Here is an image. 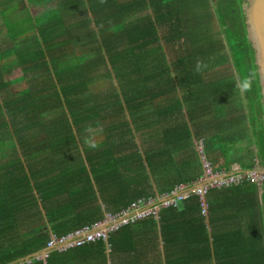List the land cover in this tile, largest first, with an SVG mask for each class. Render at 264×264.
Returning <instances> with one entry per match:
<instances>
[{
  "label": "trees",
  "instance_id": "obj_1",
  "mask_svg": "<svg viewBox=\"0 0 264 264\" xmlns=\"http://www.w3.org/2000/svg\"><path fill=\"white\" fill-rule=\"evenodd\" d=\"M85 1L66 0L57 11L61 16L60 10L70 6L79 13L77 26L66 27L65 22L53 19V25L33 27L38 38L35 43L30 46V38L25 37L16 49V54L22 52L28 59L24 61L23 55L17 54L19 61L13 59L0 67V138L11 139L0 140V153L7 147L13 151L11 156L17 155L0 159L9 171V181H3L0 188V223L9 212L16 217L26 211L29 217L33 215L30 221L41 213L51 223L53 234H66L101 218L105 211H118L138 197L168 191L176 183L200 175L196 151V162L189 161L187 171L180 170V152L191 148L187 142L169 145L167 138H159L157 144L148 146L145 138L136 143L135 134L131 136L129 117L138 123L136 131L141 124L148 125L146 99L141 93L146 85L137 89L138 81L146 82L141 71L148 62L154 63L149 85L161 87L166 71L184 75L179 83L192 121L208 112L207 101L212 104L216 101L212 95H217L213 127L220 136L228 132L230 120L219 114L231 113L232 105L243 106L234 112L236 128L230 138L245 132L243 123L247 120L248 142L255 147V159L243 167H251L255 160L264 166L263 106L245 30L244 0ZM8 28L11 39L20 37V32L25 34L17 24ZM93 42L99 43L97 48ZM107 62L119 76L122 102L114 92L106 99L96 89L102 79L111 77ZM17 67L21 71L16 80L5 78ZM11 84H17L16 91L9 90ZM163 101L161 98V104ZM156 112L160 118L170 116L164 106ZM176 115L177 111L171 118ZM118 124L124 125L131 137L122 139L126 135L119 134ZM88 126L101 128L88 135ZM113 130L122 139L115 145L108 143L110 135L116 134ZM175 130L178 133V128ZM92 135H106L107 139L101 144V155L95 151L89 157L91 166L87 169L82 156L88 154L84 143ZM175 136L186 139L188 133ZM218 141L225 147L221 153L226 152L223 139ZM114 146H120L118 156L113 154ZM213 154H206V158L214 167L230 168L225 163L215 165ZM26 159L35 189L23 190L27 200L17 191L26 185L17 171L25 167ZM206 201V218L200 214L197 197L190 196L178 207L162 208L156 219L147 217L120 227L105 242L98 239L52 249L45 263L33 259L31 264H105L106 243L111 255L123 253L132 259L140 252L141 243L149 245L156 238L155 229L160 232L163 248L184 252L188 264H212V260L214 264H264V183L261 188L244 182L212 189ZM1 228L6 227L0 226L3 244L5 231ZM10 230L14 231L12 225ZM138 232L142 234L133 240ZM48 236V232H37L22 241L9 240L3 244L11 255L8 260L38 252ZM166 257L172 263L168 253ZM6 260L0 257L1 263Z\"/></svg>",
  "mask_w": 264,
  "mask_h": 264
},
{
  "label": "crops",
  "instance_id": "obj_2",
  "mask_svg": "<svg viewBox=\"0 0 264 264\" xmlns=\"http://www.w3.org/2000/svg\"><path fill=\"white\" fill-rule=\"evenodd\" d=\"M65 1L66 0H38V5L30 9V14L32 15L31 26L27 24V27L24 28L21 26L22 19L10 18L9 14H10L11 4H14L16 6L15 9L19 10L21 6H25V3L22 0H14V1L13 0H0V64L1 62L2 63L6 62L7 64L8 61H14V60L19 61L21 59V58H18L17 54H22V52H18L16 54L17 52L16 49L21 44V40L23 37L24 38L27 37L25 39L30 38V46L36 39H38L36 38V33L34 30V28L36 29V26L38 25H43V27L53 25L52 20L54 19V21H56L57 23L65 22L67 24L66 27L77 26V23L79 20V17H78L79 13H75L70 6L68 7L66 11L63 9L60 10L61 16L57 12L61 8L60 6L61 2L63 3ZM81 1L86 3L85 0H81ZM49 3L51 5L50 9L38 10V8L42 9L43 6L46 7V5H48ZM46 13H48L47 17L42 18L44 17ZM69 13H72V14L70 15ZM10 24H17L23 29L25 30L27 29L30 32V35L23 36V37L20 36L18 38L11 39L8 34L9 32L8 25ZM92 25L93 23L90 26ZM94 31H97L95 27H94ZM93 43H94V48H97V44L99 43L98 42H96V44L95 42ZM90 47H91V44L88 45L86 49H90ZM106 66L110 71L111 77L107 79L105 78L102 79L100 82V86H98L96 89L98 93L104 96L106 99H109L110 95L114 92V96H116V98H119L120 101L122 102L124 91L121 88L119 76L116 75L117 73L112 70V66L110 63L107 62ZM153 73H154V63L148 62L146 67H144L141 71V74L146 76V82L144 83V82L138 81L137 83V86H138L137 89L139 87L146 85L145 87L141 88L142 89L141 93L142 95H145V99H146L145 107L148 112L147 114L148 115L147 117L148 125L141 124L139 130L136 131L134 130V127L138 123H133L130 117L128 118L129 126L131 130H133L131 133V136L133 137V135L135 134L133 139L135 140L136 143H139V141L144 138L148 146H150L151 144H157L159 141H157L156 143V139H159V138H162L163 140L164 138H167V142L169 145L178 144V143L185 145V143L187 142L186 145L189 144L191 146L190 150L180 152V156H179L180 162L182 163L180 167L183 166L180 170H184V171H187V163L189 161H194V163L196 162L195 161L196 160L195 151H196V156H197V160L199 163V171H200L201 162H200V158L198 154L199 144L202 145V150L205 156H207L206 154L214 153L213 155H211V157L216 158V162L214 163L215 165H220V164L224 165L225 163L227 166H230V167L244 168L245 165L251 161V159L252 160L255 159V147L253 144L249 145V142H248L250 133H249V127L246 125V123L248 122L247 120L243 123L245 132L243 131L242 134L234 135L230 138V134L232 133V130L233 129L235 130L236 128V122L235 120H233L234 112L243 110V106L241 107V106L232 105L230 108V110L232 111L231 113H226L223 115L219 114V116H223L224 119H226L227 121L230 120L227 124V127L229 128L228 132L220 136L218 128L214 129L213 127V124L215 122V117L213 116L214 115L213 107H215L216 105L218 106L217 95H212L213 100L214 101L216 100L215 102H212V104L207 101L209 105L206 107V112H207V108H208V112L205 115H202L201 117H199L200 120L194 119L195 121H192L188 117L187 103L185 102L186 98L184 97V92H182L180 88V83H179L180 78L183 77L184 75L180 72L175 73L172 70L166 71V75L163 78L164 84L161 87H158V86H152L154 84L149 85V80ZM5 78H9V76H5ZM140 78L141 77H138V80ZM156 95L159 97L155 98ZM161 98L164 99L163 104H161ZM161 106H164V109L170 115L169 117L163 114L162 118H160V116L157 114L158 112H156V110L158 109V107H161ZM175 111H177V115L171 118V115L174 114ZM100 128L101 126H98L97 128L95 127H89V129L86 128L85 134H88V135L94 134L97 130H100ZM118 128H120L119 134L121 136L126 135V132L124 130L125 128L124 125H121V124L116 125V129ZM175 128H178V133L176 132ZM115 130L111 132L116 133ZM184 133H188V136L186 137V139L179 140L175 136V135H181ZM131 136H129L128 134L122 139L129 138ZM218 138H222L225 144L227 145L226 152L224 153H221V152L222 150L225 149V147H222L220 145ZM103 139H107V136L106 135L105 136L92 135V136H89V139L85 141L84 145L88 150V154L82 156L83 158L82 163L84 167H86L87 169H89V166H91L89 157H92L95 151H98L99 154L101 155L103 151L102 145H101L104 143ZM122 139L118 138V135L116 133L113 136L110 135L108 143L113 142L115 145L119 143ZM0 140L6 142V141H10L11 139L4 137L3 139L0 138ZM119 149H120V146L119 147L114 146L113 154L118 156ZM12 152L13 151L8 150V148L6 147L5 149H3V152L0 153V159L4 161L5 160L4 157L9 159L11 157L14 158L15 156H17V155L11 156ZM82 152H83V147H82ZM17 154L19 157H23L20 152H17ZM34 157H41V156H34ZM101 160L103 161L105 160L104 156ZM25 163H27V159L25 162H23V165L25 167H23L22 169L18 168L17 171L21 174V178L24 180L26 185H22L23 188H18L17 191L19 193V197L27 200L28 195H25L26 192L23 190L30 189L34 191L35 189L33 187L34 182L29 177L30 173ZM0 167L2 169L0 170V188H1L3 185V181H9V175H8L9 171H8V168L5 162H0ZM172 174H175V172H172ZM151 183L153 182L151 181ZM153 190H156L155 186H153ZM36 197H37V194H36ZM97 200L100 202L99 196ZM101 204L103 203L100 202V205ZM41 205L42 203L38 204L39 208L41 207ZM41 210H42V207H41ZM105 212H103V214ZM26 215H27L26 211L20 212L16 217L13 216L11 212H9L3 218V221L0 223V226L6 227V229L1 228L3 231H5V234L2 237L3 244L5 246L10 243L9 240L11 239L22 241L23 239L34 237V235L37 234V232H44V233L48 232L49 233L48 237H50L51 235H55L52 233V226L50 225L51 223L48 222L47 220H44L41 217L42 215L41 213L37 214L33 218L32 221H30L31 219H28V218L33 217V215H31L30 217L28 215H27L28 217H26ZM11 225L12 227H14L13 232L10 230ZM27 227H32V228L28 230ZM140 228L141 227L138 226L137 224V231H139ZM138 234H142V233L138 232L132 239L136 240L138 238ZM155 234L157 235L156 238H153V240L150 242L149 245L148 244L144 245L143 243H141L139 247L140 252L135 253L137 255H135L134 258L132 259L129 258L130 255L128 254L123 255V253H121V255H119V253L111 255L110 254V251H111L110 244L106 243L105 244L106 262L104 263L105 264H121V261H122L123 264H188L187 261H185L186 259L184 257L185 255L184 252L183 254H181L180 252H175L174 250H170L172 248H168V250H165L163 248V240L161 238L160 232L156 231L155 229ZM0 235L2 236L1 231H0ZM3 244H0V257H3V258L6 257L7 260L2 263L0 262V264H31L32 263L33 260L25 261L23 258H25L28 254H31V252L33 253L34 251L24 254L23 256L18 257L14 260L13 259L8 260L11 255L9 254V252L7 253L5 252ZM167 253L169 254V256L172 257V260H171L172 263H170V261L168 260L169 257H166ZM141 254L144 255L145 257L140 256ZM47 257L48 255L45 258L38 260V261L45 263ZM20 260L21 262H18ZM143 260L144 262L142 263ZM192 264H199V263L193 262ZM212 264H214L213 260H212Z\"/></svg>",
  "mask_w": 264,
  "mask_h": 264
},
{
  "label": "built area",
  "instance_id": "obj_3",
  "mask_svg": "<svg viewBox=\"0 0 264 264\" xmlns=\"http://www.w3.org/2000/svg\"><path fill=\"white\" fill-rule=\"evenodd\" d=\"M198 154L201 162V173L195 179L178 182L165 192L155 191L151 195L138 197L118 211L105 212L97 221L83 225L66 234L51 235L45 247L24 260H41L52 249L61 250L68 246L80 245L98 239L105 242L109 234L120 227L133 224L147 217L156 219L162 208L178 207L183 200L190 196L197 197L200 214L206 218L208 215L206 194L209 190L222 189L244 182L252 183L261 188L264 183L262 167L257 160L249 168H216L204 155L201 144H199Z\"/></svg>",
  "mask_w": 264,
  "mask_h": 264
},
{
  "label": "water",
  "instance_id": "obj_4",
  "mask_svg": "<svg viewBox=\"0 0 264 264\" xmlns=\"http://www.w3.org/2000/svg\"><path fill=\"white\" fill-rule=\"evenodd\" d=\"M245 30L253 49L254 63L260 85L264 123V0H244ZM264 174V166L262 167Z\"/></svg>",
  "mask_w": 264,
  "mask_h": 264
},
{
  "label": "rangeland",
  "instance_id": "obj_5",
  "mask_svg": "<svg viewBox=\"0 0 264 264\" xmlns=\"http://www.w3.org/2000/svg\"><path fill=\"white\" fill-rule=\"evenodd\" d=\"M22 1L25 3V6H21V8L19 10L18 9H15L16 6L14 4H11L9 17L10 18L22 19L21 26L24 27V28H26L27 27V24L29 26H31L32 15L30 14V9L33 8V7H36L38 5V0H22ZM50 6L51 5L49 3L48 5H46V7L43 6L42 9H39L38 8V10L50 9L51 8ZM9 34H10V32H9ZM19 34H21L22 37L23 36H29L30 35V32L26 29L24 35H23V32H20ZM23 53H25V52H23ZM22 55H23L24 61L26 59H28L24 54H22ZM3 59H5V58H3ZM0 67H2V62L0 64ZM12 70L13 71L10 74H8L9 78H7V79H9V80L15 79L16 80L17 77H15V76H17V74L20 73L21 69H20V67H17V68H13ZM16 87H17V84H15V85L11 84L9 86V89L11 90V92H14V91H16L15 90ZM100 206H101V208H103V204H101Z\"/></svg>",
  "mask_w": 264,
  "mask_h": 264
}]
</instances>
